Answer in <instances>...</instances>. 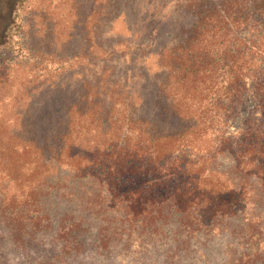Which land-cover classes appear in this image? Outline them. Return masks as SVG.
<instances>
[{
    "label": "trees",
    "instance_id": "1",
    "mask_svg": "<svg viewBox=\"0 0 264 264\" xmlns=\"http://www.w3.org/2000/svg\"><path fill=\"white\" fill-rule=\"evenodd\" d=\"M110 1L84 12L86 50L66 59L88 61L98 49L112 60ZM166 2L153 110L143 112L112 64L42 136L28 122L0 121V212L34 238L53 192L87 193L104 248L166 237L182 258L194 229L214 226L238 239L250 264H264V0ZM79 224L65 219L56 231L59 262L81 250L69 233Z\"/></svg>",
    "mask_w": 264,
    "mask_h": 264
},
{
    "label": "rangeland",
    "instance_id": "2",
    "mask_svg": "<svg viewBox=\"0 0 264 264\" xmlns=\"http://www.w3.org/2000/svg\"><path fill=\"white\" fill-rule=\"evenodd\" d=\"M109 7L114 13L104 35L115 54L108 63L98 49L92 50L88 61L66 59L86 50L83 16L88 9H98L99 0H0V121L28 122L42 136L45 128L67 119V108L83 102L87 82L94 84L112 64L114 76L126 80L139 95L143 112L153 110L157 52L166 40V18L172 7L166 0H111ZM19 126L11 133L20 135ZM78 194L53 192L42 208L48 214L49 221L43 224L47 228L40 226L42 230L32 233L34 238L28 235L34 228L28 227L22 236L21 224L0 212V264L59 262L61 249L55 234L71 218L80 224L73 225L69 233L77 235L83 246L62 257L60 264H239L240 258L241 264L251 263L238 239L214 226L196 227L182 258L174 256L175 242L166 237L149 243L134 240L129 246L119 241L104 248L98 243L97 209L88 204L92 197Z\"/></svg>",
    "mask_w": 264,
    "mask_h": 264
}]
</instances>
